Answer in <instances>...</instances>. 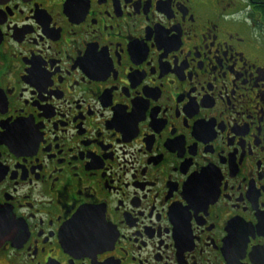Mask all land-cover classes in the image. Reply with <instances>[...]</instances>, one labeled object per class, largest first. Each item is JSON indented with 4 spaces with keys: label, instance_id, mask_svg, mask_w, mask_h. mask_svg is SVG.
<instances>
[{
    "label": "flooded vegetation",
    "instance_id": "flooded-vegetation-1",
    "mask_svg": "<svg viewBox=\"0 0 264 264\" xmlns=\"http://www.w3.org/2000/svg\"><path fill=\"white\" fill-rule=\"evenodd\" d=\"M6 213L0 264H264V0H0Z\"/></svg>",
    "mask_w": 264,
    "mask_h": 264
},
{
    "label": "water",
    "instance_id": "water-1",
    "mask_svg": "<svg viewBox=\"0 0 264 264\" xmlns=\"http://www.w3.org/2000/svg\"><path fill=\"white\" fill-rule=\"evenodd\" d=\"M17 228V223L8 213L4 215V221L0 223V244L7 241L14 234Z\"/></svg>",
    "mask_w": 264,
    "mask_h": 264
},
{
    "label": "rangeland",
    "instance_id": "rangeland-1",
    "mask_svg": "<svg viewBox=\"0 0 264 264\" xmlns=\"http://www.w3.org/2000/svg\"><path fill=\"white\" fill-rule=\"evenodd\" d=\"M246 16L243 18L245 20Z\"/></svg>",
    "mask_w": 264,
    "mask_h": 264
}]
</instances>
